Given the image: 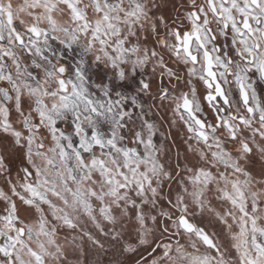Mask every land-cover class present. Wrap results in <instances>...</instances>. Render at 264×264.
<instances>
[{
    "label": "snow or ice",
    "instance_id": "obj_1",
    "mask_svg": "<svg viewBox=\"0 0 264 264\" xmlns=\"http://www.w3.org/2000/svg\"><path fill=\"white\" fill-rule=\"evenodd\" d=\"M0 264H264V0H0Z\"/></svg>",
    "mask_w": 264,
    "mask_h": 264
},
{
    "label": "rangeland",
    "instance_id": "obj_2",
    "mask_svg": "<svg viewBox=\"0 0 264 264\" xmlns=\"http://www.w3.org/2000/svg\"><path fill=\"white\" fill-rule=\"evenodd\" d=\"M211 119V118H209ZM168 129V125L167 123H165L164 125V130H167ZM183 133H184V130L183 129H177L175 127H173L171 129V137H169L168 139H165L164 137H160L159 135L157 136V143L160 144V143H163L164 144V147L167 149L169 147H172L174 148V146L171 144V140L172 139H176V140H179L181 136H183ZM166 135H167V132H166Z\"/></svg>",
    "mask_w": 264,
    "mask_h": 264
},
{
    "label": "flooded vegetation",
    "instance_id": "obj_3",
    "mask_svg": "<svg viewBox=\"0 0 264 264\" xmlns=\"http://www.w3.org/2000/svg\"><path fill=\"white\" fill-rule=\"evenodd\" d=\"M204 107H205V111H206V112L210 111V110L207 108L206 104L204 105ZM208 118H211V116H209Z\"/></svg>",
    "mask_w": 264,
    "mask_h": 264
}]
</instances>
